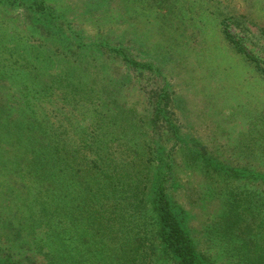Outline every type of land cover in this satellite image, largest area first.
<instances>
[{"label":"trees","instance_id":"obj_1","mask_svg":"<svg viewBox=\"0 0 264 264\" xmlns=\"http://www.w3.org/2000/svg\"><path fill=\"white\" fill-rule=\"evenodd\" d=\"M5 39L18 45L23 36L0 32ZM109 51L133 72L135 90L151 67ZM21 52L29 62L0 45V264H201L176 197L196 173L191 194L201 213L224 198L218 216L232 252L225 264H264V133L242 142L252 158L240 171L235 160L223 171L194 147L178 146L169 93L154 97L156 139L171 132L180 144L154 147L138 140L135 120L124 121L132 97L122 80L106 76L97 51L72 59L73 50L46 41ZM236 53L253 61L241 47ZM215 185L228 191L217 194Z\"/></svg>","mask_w":264,"mask_h":264},{"label":"rangeland","instance_id":"obj_2","mask_svg":"<svg viewBox=\"0 0 264 264\" xmlns=\"http://www.w3.org/2000/svg\"><path fill=\"white\" fill-rule=\"evenodd\" d=\"M44 6L47 11L36 10ZM0 32L23 36L18 45L13 39L0 42L15 49L18 57L23 48L46 41L54 50H73L72 59L82 52L92 59L97 51L98 64L108 67L106 76L113 82L122 80L120 85L132 97L124 121L135 120L138 140L154 147L180 144L171 132L170 141L156 139L160 121L155 118L159 100L154 97L162 91L170 94L174 106L170 123L180 128L177 138L182 136L183 142L178 146L194 147L217 169L224 171L235 160L240 171L241 162L252 158L242 142L264 133V77L256 67L264 69V0H0ZM67 37L71 40L65 45L62 38ZM78 46L82 49L76 52ZM239 47L253 61L236 53ZM113 49L127 51L151 67L136 80L135 90L133 72L107 53ZM29 60L22 57L20 62ZM3 90L6 96L13 92ZM200 176L193 174L176 191L179 206L186 210L183 223L201 264H225L232 252L218 216L223 197L201 213L191 194ZM225 184L237 187L229 179ZM219 185L215 192L225 195L227 187Z\"/></svg>","mask_w":264,"mask_h":264}]
</instances>
